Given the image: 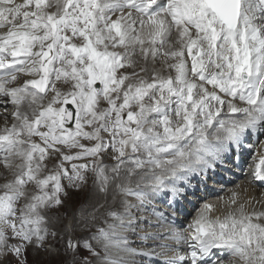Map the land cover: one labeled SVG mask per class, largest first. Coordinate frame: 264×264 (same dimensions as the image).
<instances>
[{
    "label": "snow or ice",
    "instance_id": "snow-or-ice-1",
    "mask_svg": "<svg viewBox=\"0 0 264 264\" xmlns=\"http://www.w3.org/2000/svg\"><path fill=\"white\" fill-rule=\"evenodd\" d=\"M0 264H264V0H0Z\"/></svg>",
    "mask_w": 264,
    "mask_h": 264
}]
</instances>
